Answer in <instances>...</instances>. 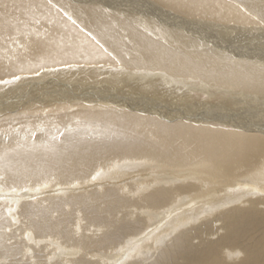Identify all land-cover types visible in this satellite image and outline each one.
<instances>
[{
  "label": "bare ground",
  "instance_id": "6f19581e",
  "mask_svg": "<svg viewBox=\"0 0 264 264\" xmlns=\"http://www.w3.org/2000/svg\"><path fill=\"white\" fill-rule=\"evenodd\" d=\"M0 264H264V0H0Z\"/></svg>",
  "mask_w": 264,
  "mask_h": 264
}]
</instances>
